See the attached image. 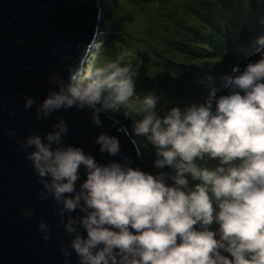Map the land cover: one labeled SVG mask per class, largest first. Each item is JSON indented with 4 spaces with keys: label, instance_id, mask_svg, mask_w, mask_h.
<instances>
[{
    "label": "clouds",
    "instance_id": "obj_1",
    "mask_svg": "<svg viewBox=\"0 0 264 264\" xmlns=\"http://www.w3.org/2000/svg\"><path fill=\"white\" fill-rule=\"evenodd\" d=\"M256 43L259 58L233 66L222 94L214 86L202 102L166 112L155 93L136 96L140 64L124 52L101 61L91 50L98 44L68 65L66 79L50 77L57 90L37 106L38 119L75 107L100 126L102 115L124 110L133 134L155 149L158 170L133 167L127 157L100 163L65 145L62 116L44 137L19 142L21 151L31 149L39 199L54 201L72 237L71 251L61 245L64 257L75 253L78 264H264V36ZM35 103L26 97L24 107ZM9 135L16 133L10 128ZM95 143L101 153L120 154L116 136L102 132ZM23 215L31 218L33 209ZM38 230L50 239L43 220Z\"/></svg>",
    "mask_w": 264,
    "mask_h": 264
},
{
    "label": "water",
    "instance_id": "obj_2",
    "mask_svg": "<svg viewBox=\"0 0 264 264\" xmlns=\"http://www.w3.org/2000/svg\"><path fill=\"white\" fill-rule=\"evenodd\" d=\"M100 15L97 0H0V264H65L66 259L78 264L75 253L66 258L61 252V245L71 251L72 237L64 232L54 201L39 199L43 187L26 158L31 149L19 148L27 136L44 137L52 131L56 116H62L69 128L65 145L82 147L100 163L127 157L133 167L147 171L135 141L108 115L101 116L100 126L92 123L88 110L75 107L45 120L36 116L49 90H57L50 77L66 79L68 65L94 44ZM26 97L36 101L30 109L24 107ZM10 128L15 136L9 135ZM102 132L119 139V156L99 151L95 139ZM84 178L81 168V181ZM29 208L31 218L23 215ZM41 220L50 229L47 241L38 230Z\"/></svg>",
    "mask_w": 264,
    "mask_h": 264
},
{
    "label": "trees",
    "instance_id": "obj_3",
    "mask_svg": "<svg viewBox=\"0 0 264 264\" xmlns=\"http://www.w3.org/2000/svg\"><path fill=\"white\" fill-rule=\"evenodd\" d=\"M97 1L101 15L105 18L113 15L111 22L104 19V23L96 25L103 32L97 34L95 44L107 47L128 40L131 35L127 31L117 35L114 32L116 17L112 6L117 0ZM132 1L140 6L139 1L144 0ZM174 1L171 0L164 8L163 14L153 13L145 22L148 31L138 32L133 38L136 45L144 47L140 54L141 67L149 69L147 71L155 74L158 81L164 80L156 86L163 85L170 99L161 105L187 106L202 102L214 86L219 90L218 94L223 93L224 77L231 72L218 70L211 64L226 65L232 69L259 58L260 46L256 41L264 36V0H179L175 4ZM121 2L125 6L129 3L128 0ZM109 36H116L121 41L110 42L112 37ZM105 47L91 50L98 58L105 52ZM141 86L147 85L143 83ZM166 111L167 107L164 108ZM134 141L141 149L140 158L149 161L154 158L153 146L147 151L143 149L142 141ZM147 171L158 170L151 167Z\"/></svg>",
    "mask_w": 264,
    "mask_h": 264
},
{
    "label": "rangeland",
    "instance_id": "obj_4",
    "mask_svg": "<svg viewBox=\"0 0 264 264\" xmlns=\"http://www.w3.org/2000/svg\"><path fill=\"white\" fill-rule=\"evenodd\" d=\"M177 1L179 0H175L173 3L175 4ZM128 2L129 3H126L128 5L125 6L124 3L121 2V0H117L116 3H114V5L112 6V10L115 12V17H116L114 22V27H115L114 32L116 31L115 35L127 31L131 35V37H127L128 40L121 41L118 40L116 36L115 37L109 36L112 37L110 39V42L121 41L120 45L113 44L105 47L106 46L105 44H100L98 50H100L101 47H105L103 48L105 52L100 54V56L97 59L104 61L110 58H114L115 55L118 53L124 52L127 54V58L133 63V65H136L138 63L140 64V54L144 51V47L141 45H136L137 42L133 37L135 34H138V32H142L143 30L148 31L145 22L148 21V19H150L153 16V13L155 12H159V14H163L164 8L171 2V0H144V1H139L140 6H138L137 4H133L134 2L132 0H128ZM245 2H249V0H245ZM112 15L108 16V18H105L103 15H100V17L96 18L95 24L99 26L100 23H104V19L107 20V22H111ZM94 32L96 35L98 33H102L103 30L97 28V30ZM154 35L156 34L154 33ZM211 65L216 66L218 70H229L231 72V68L226 65H219V64H211ZM147 70L149 69H147L146 67H141L140 65L139 74L136 78V89H135L136 96L142 99L144 96H146L143 93L148 92L147 94H149V91H151V93L153 92L160 97V104L167 102L170 99L167 89L163 85L156 86V84H162L164 82L163 78L161 81H158V79H156L155 74H151V71H147ZM143 83H146L147 86L146 87L141 86V84ZM161 106L163 108L167 107V109L171 107H175L174 105L171 104H167V106H165L164 104ZM181 106H185V104L179 105V107ZM107 115L110 116L114 121L118 122L128 132L130 138H132L133 140L138 139L142 141V144L144 145L143 148L144 150L147 151L151 150L152 145L147 141L145 137L136 136L133 134L132 121L125 118L124 110H121L120 112L117 113H109ZM138 150L140 152L141 149L138 147ZM153 159L154 158H152L150 161L143 160V162L148 165V168H151ZM209 163L215 164L216 161H210Z\"/></svg>",
    "mask_w": 264,
    "mask_h": 264
},
{
    "label": "bare ground",
    "instance_id": "obj_5",
    "mask_svg": "<svg viewBox=\"0 0 264 264\" xmlns=\"http://www.w3.org/2000/svg\"><path fill=\"white\" fill-rule=\"evenodd\" d=\"M95 42H96V41H95ZM95 42H94V43H95Z\"/></svg>",
    "mask_w": 264,
    "mask_h": 264
}]
</instances>
